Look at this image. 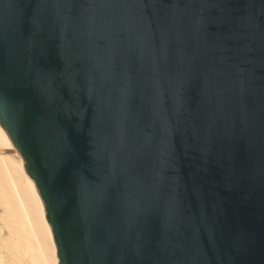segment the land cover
<instances>
[{"label": "water", "instance_id": "obj_1", "mask_svg": "<svg viewBox=\"0 0 264 264\" xmlns=\"http://www.w3.org/2000/svg\"><path fill=\"white\" fill-rule=\"evenodd\" d=\"M0 127L58 264H264V0H0Z\"/></svg>", "mask_w": 264, "mask_h": 264}, {"label": "bare ground", "instance_id": "obj_2", "mask_svg": "<svg viewBox=\"0 0 264 264\" xmlns=\"http://www.w3.org/2000/svg\"><path fill=\"white\" fill-rule=\"evenodd\" d=\"M0 264H58L42 201L0 127Z\"/></svg>", "mask_w": 264, "mask_h": 264}]
</instances>
